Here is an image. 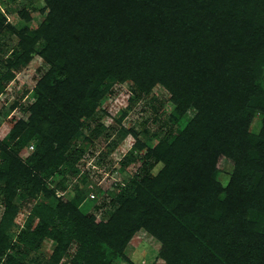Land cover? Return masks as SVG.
<instances>
[{
    "label": "trees",
    "instance_id": "obj_1",
    "mask_svg": "<svg viewBox=\"0 0 264 264\" xmlns=\"http://www.w3.org/2000/svg\"><path fill=\"white\" fill-rule=\"evenodd\" d=\"M45 5L47 15L32 34L16 32L18 46L5 65L0 51V94L34 54L48 65L32 90L34 101L21 105L28 120L20 119L0 141V204L11 208L18 187L32 197L40 189L49 196L39 177L74 173L83 150L72 149L70 141L114 84L129 83V108L159 85L174 109L144 160L148 168L154 162L162 168L152 177L136 176L134 187L109 201V208L103 203L110 209L102 213L107 219L62 196L54 205L38 204L33 238L56 241L55 263L73 241L78 254L88 242L121 253L142 228L161 243L165 264H264V0ZM4 27L10 26L0 11V32ZM189 108L196 113L185 121ZM106 131L97 123L90 138L107 137ZM32 134L39 145L25 152ZM139 147L137 140L121 164ZM221 159L233 167L226 185L217 179ZM12 213L2 221L9 222ZM7 239L0 231V264H26L14 255L19 243Z\"/></svg>",
    "mask_w": 264,
    "mask_h": 264
},
{
    "label": "rangeland",
    "instance_id": "obj_2",
    "mask_svg": "<svg viewBox=\"0 0 264 264\" xmlns=\"http://www.w3.org/2000/svg\"><path fill=\"white\" fill-rule=\"evenodd\" d=\"M0 11L5 14L10 26L4 27L0 32V51L5 53L1 59L5 65L8 53L18 46L16 32L25 28L27 33L32 34L44 21L48 9L45 0H0ZM22 11L30 19L27 20ZM41 45L42 42H39L37 48L40 49ZM3 66L1 69L4 70ZM47 69L48 65L44 60L34 54L28 65L6 84L0 94V141L9 136L20 119L28 120L30 113L21 109V105L34 101L32 90ZM260 82L264 86V70ZM131 95L128 82L116 83L108 94L100 98L92 116L83 118L80 134L70 141L72 149L83 150L82 158L72 169L74 173L68 171L65 179L57 172L49 177H39L42 187L50 191L49 196L40 189L32 197L18 187L12 199L13 208L5 209L6 206L0 204V231L8 241L19 243L21 250L15 254L11 252L18 260L26 264H165L159 256L161 243L142 228L133 233L121 253L100 243L88 242L84 246L85 250L78 254L79 243L73 241L57 263L51 257L56 241L49 237L32 236V231L39 223V218L34 214L38 204L54 205L62 196L67 200H78L80 210L102 217L105 209L106 212L110 210L109 201L112 203L122 197L126 187H134L133 180L136 176L140 178L147 174L152 177L162 168L161 162L153 163V160H149L153 165L146 167L144 156L148 149H153L160 142L163 134L161 125H170L167 121L174 105L169 100V93L156 85L149 94L134 100L129 108ZM195 113L194 108H189L183 115L184 120L190 121ZM257 118L258 115L255 119ZM97 123L108 130L106 132L109 136L101 134L98 138H90V132ZM251 131H258L255 122ZM137 140L140 147L132 152L129 162L121 164L124 155ZM27 142L32 148L39 145L33 134L28 136ZM28 149L31 147L26 146L23 150L26 152ZM232 169L229 161L221 159L217 172L218 181L226 185ZM91 191L95 198L88 197ZM103 203L108 208L102 207ZM11 213L10 221L3 222L2 217ZM103 218L107 219L108 215H103ZM20 234L23 235L24 242H20Z\"/></svg>",
    "mask_w": 264,
    "mask_h": 264
},
{
    "label": "built area",
    "instance_id": "obj_3",
    "mask_svg": "<svg viewBox=\"0 0 264 264\" xmlns=\"http://www.w3.org/2000/svg\"><path fill=\"white\" fill-rule=\"evenodd\" d=\"M31 148H32V147H31ZM88 197H89V198H95V194H94V192H93V191L89 192V193H88Z\"/></svg>",
    "mask_w": 264,
    "mask_h": 264
}]
</instances>
